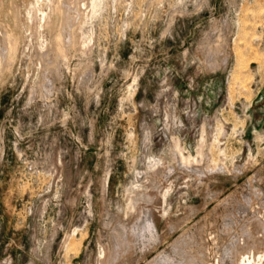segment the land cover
<instances>
[{
	"label": "rangeland",
	"instance_id": "obj_1",
	"mask_svg": "<svg viewBox=\"0 0 264 264\" xmlns=\"http://www.w3.org/2000/svg\"><path fill=\"white\" fill-rule=\"evenodd\" d=\"M238 262L264 264V0H0V264Z\"/></svg>",
	"mask_w": 264,
	"mask_h": 264
},
{
	"label": "bare ground",
	"instance_id": "obj_2",
	"mask_svg": "<svg viewBox=\"0 0 264 264\" xmlns=\"http://www.w3.org/2000/svg\"><path fill=\"white\" fill-rule=\"evenodd\" d=\"M61 1V0H60ZM59 2V1H58ZM179 151H181V150H179ZM182 159V161L184 162V164H185V161L186 162H189L190 161V158H187V157H184L183 155H182V157H181ZM188 165H189V163H187ZM244 257V256H243ZM247 257V256H246ZM243 259V258H242ZM261 259V258H260ZM243 260H245L246 262H250V259L247 257L246 259H243ZM255 261V260H254ZM240 262V261H239ZM239 262H238V264H239ZM244 262V261H243ZM245 262V263H246ZM241 263V262H240ZM244 264V263H243ZM248 264V263H247ZM255 264V263H254Z\"/></svg>",
	"mask_w": 264,
	"mask_h": 264
}]
</instances>
